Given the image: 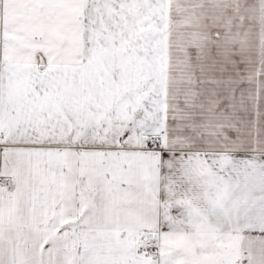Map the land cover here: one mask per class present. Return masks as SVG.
<instances>
[{"label": "snow or ice", "instance_id": "obj_1", "mask_svg": "<svg viewBox=\"0 0 264 264\" xmlns=\"http://www.w3.org/2000/svg\"><path fill=\"white\" fill-rule=\"evenodd\" d=\"M0 264H264V0H0Z\"/></svg>", "mask_w": 264, "mask_h": 264}]
</instances>
